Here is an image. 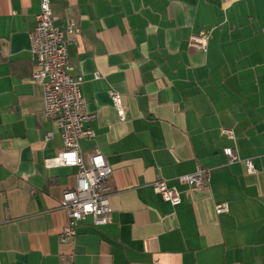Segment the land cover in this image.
Segmentation results:
<instances>
[{"label":"crops","instance_id":"crops-1","mask_svg":"<svg viewBox=\"0 0 264 264\" xmlns=\"http://www.w3.org/2000/svg\"><path fill=\"white\" fill-rule=\"evenodd\" d=\"M42 1L0 0V264H264V0H49L58 26L74 16L82 30L69 62L96 136L81 152H101L114 170L112 222L80 223L69 244L60 204L77 169L45 165L63 140L32 81ZM205 32L207 49L191 47ZM226 146L258 172L228 164ZM198 165L208 188L181 184ZM159 178L180 205L155 192Z\"/></svg>","mask_w":264,"mask_h":264},{"label":"built area","instance_id":"built-area-1","mask_svg":"<svg viewBox=\"0 0 264 264\" xmlns=\"http://www.w3.org/2000/svg\"><path fill=\"white\" fill-rule=\"evenodd\" d=\"M37 24L31 34L30 56L34 64L32 81L41 85L44 92L43 116L57 125L62 140L63 149L55 157L45 161L52 167H70L77 169V183L74 188L66 189L61 198L60 207L67 214V224L59 234L61 244L73 242L77 236L80 223L92 220L93 226L108 225L113 219V208L110 203L113 186L111 179L114 173L107 158L99 151L85 157L81 152L80 141L96 136L89 123L96 117L88 110L87 102L82 95L84 77L74 75V68L69 62L70 45L78 46L81 27L74 16L63 19L64 28L57 25L60 17L54 14L50 1L43 0L40 12L36 17ZM264 31V28H263ZM210 32L202 35H192L191 47L206 50ZM113 106L117 109L120 120L126 118V107L122 95L109 90ZM221 135L235 140L232 129H222ZM48 134L47 139L51 138ZM228 164L242 162L246 172L254 175L258 169L252 159L242 160L233 146L223 148ZM181 184L196 189L208 188L210 170L201 165L195 172L178 177ZM153 189L172 206L182 202L181 192L171 186L168 180L159 178L153 184ZM229 211L228 203L216 204V213Z\"/></svg>","mask_w":264,"mask_h":264}]
</instances>
